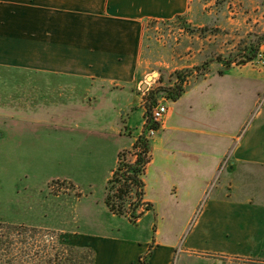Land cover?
I'll return each instance as SVG.
<instances>
[{"label":"rangeland","instance_id":"374dc122","mask_svg":"<svg viewBox=\"0 0 264 264\" xmlns=\"http://www.w3.org/2000/svg\"><path fill=\"white\" fill-rule=\"evenodd\" d=\"M245 1L248 4L242 6L239 0H204L201 13L147 22L143 28L140 78L133 91L118 92L109 100L102 95L85 96L82 90L70 101L62 96L58 125L54 126L56 121L48 117L37 124L29 123L23 132L25 141L14 150V158L7 148L11 136L6 125L10 118L4 110L19 111L22 105L37 103L31 100L39 94L32 81L37 76L0 70V264H42L44 255L52 257L65 250L64 239L71 243L74 237L70 230L130 240L150 238L153 242L156 223L162 238L170 232L180 236L170 264H210L206 255H214V246L197 236L203 231L202 218L208 215L209 204L226 174L223 167L191 212L186 211L183 192H178V203L168 195L156 194L152 175L147 181L154 206L150 202L149 207L140 204L135 215L144 214L136 222L111 214L104 199L111 171L119 162L132 163L136 159L133 144L138 137L144 136L151 144L160 125L154 134L149 133L145 127L147 117L151 118L147 108L151 111L157 102L171 101L167 91L174 90L177 72L185 76L184 90L202 78L234 73L245 64L264 75L258 56L244 64L227 63L240 60L264 37V0ZM258 54L264 57V44ZM148 75L152 78L147 79ZM228 85L220 99V117L232 121L244 117L239 135L252 141L259 136L264 117V79ZM22 95L29 99H21ZM26 118L18 115L13 119L20 124ZM17 130L20 133L21 129ZM13 138L19 140L20 135ZM242 179L249 183V190L259 191L264 187V170L253 167ZM94 245L97 264H127L134 248L108 250L100 243ZM160 253L165 254L162 250ZM228 264L264 262L242 258Z\"/></svg>","mask_w":264,"mask_h":264},{"label":"crops","instance_id":"0c3cea01","mask_svg":"<svg viewBox=\"0 0 264 264\" xmlns=\"http://www.w3.org/2000/svg\"><path fill=\"white\" fill-rule=\"evenodd\" d=\"M239 1L242 6L248 4ZM203 2L0 0V70L37 76L32 81L33 89L39 93L31 96L37 102L31 107L26 104L19 111L4 110L10 118L6 126L11 136L7 146L11 158L25 141L23 132L29 123L37 124L48 117L56 121L54 126L58 125L62 96L70 101L82 90L85 96L96 94L109 100L118 92L131 93L140 78L146 23L201 13ZM258 78L264 79V75L249 70L245 64L234 73L198 80L176 101L166 102L167 113L151 139V159L143 181L144 200L152 204L155 202L148 195L149 175L156 194L168 195L178 203V192H183L186 211L191 212L215 173L222 167L226 171L209 204L208 215L202 218L203 231L197 236L201 242L214 246V255H206L210 264H228L242 258L264 262V187L252 192L249 183L242 179L253 167L264 170V117L259 136L252 141L240 138L244 117L239 121L220 117V99L226 86ZM24 98L29 99L22 95ZM18 115L27 118L18 124L13 119ZM19 128L20 133L16 132ZM16 134L20 135L19 140L13 138ZM237 172H242L241 179ZM189 219L190 216L186 222ZM71 234L72 245L93 250L94 264V242L108 250L134 247L127 264H140V257L151 244L147 264H170L180 237L170 232L162 238L158 223L153 242L150 238L130 240L77 231Z\"/></svg>","mask_w":264,"mask_h":264},{"label":"trees","instance_id":"16d2710c","mask_svg":"<svg viewBox=\"0 0 264 264\" xmlns=\"http://www.w3.org/2000/svg\"><path fill=\"white\" fill-rule=\"evenodd\" d=\"M264 44V37L258 40L255 44L249 47V53L241 55L240 60H228V65L235 61L240 63H247L253 60L259 51L261 45ZM176 82L174 90L170 93L168 89L167 97L171 101H176L184 92L182 84L184 82V75L180 72L176 73ZM147 113L150 114V107L147 108ZM145 127L149 129H158L159 126L149 118L146 119ZM133 147L137 150L136 159L132 163L119 162L117 167L113 170L112 176L108 179L106 184V195L104 203L111 214L119 216H127L132 222H136L144 211L135 215V211L140 204L151 206V204L144 200V181L143 175L147 164L151 159V144L144 136H139L134 142ZM122 161V160H121ZM117 184H119L117 186ZM149 209V208H148ZM46 216L44 215V218ZM64 231L63 228L59 229ZM77 230H70V232ZM2 241L0 240V244ZM64 251L56 252L52 257L44 255L42 264H94V252L89 247H77L70 244L64 239ZM151 255V249L145 252L140 257V264H147V258ZM40 263V261H39Z\"/></svg>","mask_w":264,"mask_h":264},{"label":"built area","instance_id":"2783aa9c","mask_svg":"<svg viewBox=\"0 0 264 264\" xmlns=\"http://www.w3.org/2000/svg\"><path fill=\"white\" fill-rule=\"evenodd\" d=\"M259 57L258 62L261 66H264V57L262 54L257 55ZM167 103L166 102H157L156 105L151 109V118L159 126L162 124L163 119L167 113ZM157 129H149L150 134H154Z\"/></svg>","mask_w":264,"mask_h":264},{"label":"water","instance_id":"95a60500","mask_svg":"<svg viewBox=\"0 0 264 264\" xmlns=\"http://www.w3.org/2000/svg\"><path fill=\"white\" fill-rule=\"evenodd\" d=\"M152 78V75H148L147 79ZM143 85H146L145 83Z\"/></svg>","mask_w":264,"mask_h":264}]
</instances>
